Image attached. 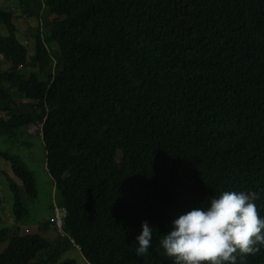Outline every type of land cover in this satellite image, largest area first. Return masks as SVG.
<instances>
[{"label": "trees", "instance_id": "16d2710c", "mask_svg": "<svg viewBox=\"0 0 264 264\" xmlns=\"http://www.w3.org/2000/svg\"><path fill=\"white\" fill-rule=\"evenodd\" d=\"M9 1L0 135L38 128L65 217L53 242L0 227V264H76L62 260L71 249L84 264H174L163 235L224 191L259 193L264 217V0ZM46 16L47 33H25L30 50L14 23ZM0 157L19 223L35 178ZM144 221L154 233L139 257ZM237 264H264V247Z\"/></svg>", "mask_w": 264, "mask_h": 264}, {"label": "clouds", "instance_id": "9594fccd", "mask_svg": "<svg viewBox=\"0 0 264 264\" xmlns=\"http://www.w3.org/2000/svg\"><path fill=\"white\" fill-rule=\"evenodd\" d=\"M254 191H224L212 196L207 208L180 215L173 229L159 241L174 264H237L264 247V217L258 212ZM136 237L139 257L150 254L154 228L147 221Z\"/></svg>", "mask_w": 264, "mask_h": 264}, {"label": "rangeland", "instance_id": "374dc122", "mask_svg": "<svg viewBox=\"0 0 264 264\" xmlns=\"http://www.w3.org/2000/svg\"><path fill=\"white\" fill-rule=\"evenodd\" d=\"M25 2L26 0H19ZM9 0H0V6L6 10L10 6ZM17 13V12H16ZM19 14V12L17 13ZM54 16H46L39 22L35 19H16L14 25L17 27L16 36L19 40L32 49L33 38L27 37L26 32L32 34L37 28L43 33L48 32V26L45 23L53 20ZM48 45L52 54H55V48L50 40H44ZM4 68L8 65L3 64ZM32 71V68L25 67L21 72L27 77ZM43 81L45 78L40 76ZM13 137L0 135V152L8 153L18 157L33 173L36 183L37 197L30 199L24 197L28 215L19 223H16L12 214V195L9 190L7 177L11 175L10 164L5 159L0 157V227L10 228V231L15 227L19 228L21 234L37 233L41 237L53 242L60 231L56 228L43 230L40 229L44 224L54 216L55 210L58 209L59 215L62 214V208L59 206V198L56 194L54 183L47 173L45 166V150L42 139L37 127L28 126L21 129L12 130ZM58 207V208H57ZM73 260L76 264H84V260L76 249H71L66 252L62 260Z\"/></svg>", "mask_w": 264, "mask_h": 264}, {"label": "built area", "instance_id": "2783aa9c", "mask_svg": "<svg viewBox=\"0 0 264 264\" xmlns=\"http://www.w3.org/2000/svg\"><path fill=\"white\" fill-rule=\"evenodd\" d=\"M61 211H62V214L59 215L58 209H56L55 210V214H54V216L52 218V220L54 221V223L56 225V228L60 231V233H61V228H62V220L65 217L64 209H62Z\"/></svg>", "mask_w": 264, "mask_h": 264}]
</instances>
